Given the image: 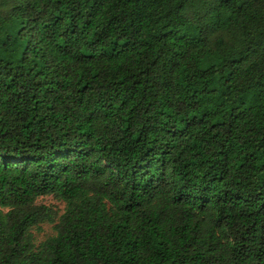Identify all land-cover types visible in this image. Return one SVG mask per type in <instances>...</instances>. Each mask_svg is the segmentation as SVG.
Masks as SVG:
<instances>
[{"label": "trees", "instance_id": "16d2710c", "mask_svg": "<svg viewBox=\"0 0 264 264\" xmlns=\"http://www.w3.org/2000/svg\"><path fill=\"white\" fill-rule=\"evenodd\" d=\"M0 264H264V0H0Z\"/></svg>", "mask_w": 264, "mask_h": 264}, {"label": "rangeland", "instance_id": "374dc122", "mask_svg": "<svg viewBox=\"0 0 264 264\" xmlns=\"http://www.w3.org/2000/svg\"><path fill=\"white\" fill-rule=\"evenodd\" d=\"M36 203L38 205L50 207L56 213L54 223H43L31 231L35 244L39 245L55 234L54 226L56 225L59 216L63 213L65 206L62 202L57 201L52 197H41Z\"/></svg>", "mask_w": 264, "mask_h": 264}]
</instances>
